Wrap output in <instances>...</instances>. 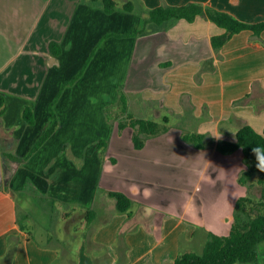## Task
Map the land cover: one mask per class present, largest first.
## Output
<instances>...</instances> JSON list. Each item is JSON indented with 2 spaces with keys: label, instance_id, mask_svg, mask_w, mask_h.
<instances>
[{
  "label": "rangeland",
  "instance_id": "374dc122",
  "mask_svg": "<svg viewBox=\"0 0 264 264\" xmlns=\"http://www.w3.org/2000/svg\"><path fill=\"white\" fill-rule=\"evenodd\" d=\"M116 2L117 11L122 12L123 0ZM98 26L103 28L105 25ZM134 26L133 21L124 23L123 37L121 33L114 31L112 35L103 38L101 34H90L87 37L86 34L76 31L73 47L75 50L73 49L70 55L74 70L72 78L85 63L87 65L73 86L67 85L65 88L68 92L63 95L59 105L63 117L59 120V128L46 142L48 147L42 150L40 148V151L29 159L24 158L49 126L46 123L47 117L50 118L49 113L45 110L46 114L40 112L36 124L30 126L24 120L21 123L16 119L13 106L8 104V109L12 112L8 121L9 127H5L3 116H0L3 174L0 198L1 193L12 189L18 205L19 223L26 224L27 228L34 227L25 221L23 208L40 225L47 227L52 235H59L64 243H75L78 239V229L86 221V211H96L95 207L101 205L100 196H106L105 189L100 188L97 181H93L94 163L105 162L106 166H111L117 161L119 175L113 178L111 186L116 190H131L139 184L148 190L150 197L146 201L155 212L179 214L195 223L198 229L190 250L201 253L203 245L198 249V238L203 227L200 224L207 220L213 233L226 235L229 230L228 223L231 224L233 217L232 200L235 198L236 201L245 196L256 203L260 200L264 188V172H256L246 185H240L237 178L241 171L246 169L243 153L237 150L232 156L222 155L217 152L216 145L219 142H234V131L244 124L252 126L261 134L264 116L254 115L251 105L246 106L245 102L249 101L248 94L242 98L236 97L242 89L230 91L229 87L221 85L213 73L202 70L205 67L210 68L211 59L205 61L202 69L196 68L194 64H187L179 73L175 71L173 75L179 78L168 82L169 86L158 90L156 94L157 98L166 100V104L162 100L155 103L144 100L137 91L126 92L123 83L131 84L132 75H135L132 68L140 58V51L164 47L160 44L165 37L155 39L151 36L154 34L153 26L147 25L145 31L138 35L133 33L140 30L143 24L142 27H137L138 30H134ZM128 28H133L134 32L125 33ZM108 29L109 24L105 26V30ZM103 32L106 34V31ZM134 48L138 51L136 54ZM92 51L94 53L87 61ZM23 58L21 55H14L11 65ZM32 78L34 71H21L19 79L23 82L31 81ZM69 80L54 84L55 80L51 79L48 83L53 90L56 89V94L58 87ZM46 83L47 79L43 86H46ZM121 91L126 94L127 111L131 115L151 119L166 126V130L158 135L140 136L144 144L151 148L150 154L155 156V163H152L141 177L135 174L138 169L134 157L136 153L141 152L133 147V130L118 127L121 119L126 120L125 114L120 110ZM60 99L59 97L58 100ZM240 111L245 115V119L234 116L233 112ZM165 117L166 122L163 121ZM187 134H201L202 140L199 143L203 147L198 148L195 143L185 141L183 136ZM100 140L107 141V145L98 148L97 143ZM7 154L24 160L13 163ZM30 159L38 162V170L33 174L26 173L24 166ZM51 163H58V168H46L53 180V183L49 184L48 175L42 173L45 166L41 167ZM143 176L147 181H142ZM34 183L40 185L42 193L55 196L51 198L55 201L48 202L44 199L40 204L38 198L47 197L44 193H35L32 190L36 189ZM22 185L26 186L23 193L17 189V186ZM95 186L98 188L94 196L99 197L96 205L92 197H86V191L90 189L93 195ZM105 199L114 201L111 198ZM74 201L89 207L77 208V205L72 204ZM7 206L8 201L0 199V210L6 209ZM102 207L108 208L105 205ZM74 208L75 211L81 212L77 214ZM72 213H75V216L72 217ZM93 222L90 224L91 234L98 220L95 224ZM3 223L4 221H1L0 225ZM258 249L261 261L256 264H261L264 261V243Z\"/></svg>",
  "mask_w": 264,
  "mask_h": 264
},
{
  "label": "crops",
  "instance_id": "0c3cea01",
  "mask_svg": "<svg viewBox=\"0 0 264 264\" xmlns=\"http://www.w3.org/2000/svg\"><path fill=\"white\" fill-rule=\"evenodd\" d=\"M126 1L133 3V12L116 10L108 15L89 0H0V91L7 101L3 115L6 128L9 127L8 121L12 113L8 104L13 106L15 118L21 123L22 109L29 105L34 110L35 124L38 114H46L47 111L50 118L47 117L46 123L50 125L52 116L48 104L57 96L60 87L55 94L56 89L53 90L48 82L54 79L56 84L72 78L74 70L70 55L74 49L76 31L86 34L87 37L90 34L103 35V31L124 35V23L133 21L134 30H138L137 27H142L143 20L148 16V10L158 6H181L188 3H198L229 13L246 23L264 20V0H123V3ZM112 15L115 17L111 18ZM107 24L109 29L105 30ZM98 25L105 26L101 28ZM134 30L128 28L125 33H133ZM153 31L151 36L155 39L165 37L160 44L164 47L140 51V58L132 68L135 75H132L131 84L123 83L126 92L137 91L144 100L151 103L162 100L166 104V100L157 98L156 94L158 90L168 87V82L179 78L173 73H179L187 64H194L196 68L202 69L205 61L211 59L210 68L205 67L202 70L213 73L221 85L229 87L230 91L242 89L236 97L242 98L248 94L249 101L245 102L246 106L251 105L254 115L264 116V107H261L264 106V31L259 35L249 31L235 34L220 50L212 48L211 38L223 34L224 30L203 16L196 17L192 22L178 20L167 23L162 27L153 28ZM51 41L60 44V55H52L49 52L48 45ZM134 50L136 54L138 51L135 48ZM14 55L24 58L11 65ZM25 69L34 71L31 81L23 82L19 79L21 71ZM46 79V86H43ZM67 92L64 89L61 99L54 105L59 120L63 117L59 105ZM233 114L236 118L245 119L241 111ZM261 127L264 128V120ZM47 147L45 143L40 150ZM136 151L141 153H136L134 157L138 169L135 174L141 177L149 170L150 165L155 163V156L150 154L152 150L146 143L142 149ZM37 164L33 159L24 163L26 173H36ZM49 164L41 168L45 166L42 173L48 175V182L52 184L53 180L46 168H58V163ZM118 164L117 161L111 166H106L105 162L94 163L93 181H97L102 189L116 190L111 183L113 178L119 175L116 167ZM145 180L147 181L144 177L142 181ZM34 184L36 190L42 193L40 185ZM25 185L17 186V189L23 193ZM118 190L132 200L131 216L116 212L115 201H108L105 199L107 196L95 197L96 191L91 195V189L87 190L88 199L92 197L96 205L99 198L101 203L95 207L96 216L93 220L94 224L97 220L98 223L91 234V223L85 221L78 229V239L75 243H64L59 235H52L47 227L40 225L23 208L24 217L27 215L25 221L34 226L27 228L25 224L26 230H32L36 238L21 230L18 205L12 189L1 193L0 199L7 200L9 206L0 210V222L4 221L0 225V264H172L180 252H194L190 249L198 229L195 223L179 214L155 212L146 201L149 200V192L139 184L131 190ZM43 193L47 198L55 197ZM234 201L235 198L232 200L233 204ZM72 204L77 205V208L89 207L75 201ZM103 205L108 208H103ZM75 212L79 214L81 211ZM73 215L75 216V213H72V217ZM200 225L203 230L198 238V249L204 246L208 233L213 232L207 220ZM228 225L230 228V223ZM120 229L124 233L121 241L118 240ZM10 250H13V255L8 259ZM262 262L261 264H264V261Z\"/></svg>",
  "mask_w": 264,
  "mask_h": 264
},
{
  "label": "trees",
  "instance_id": "16d2710c",
  "mask_svg": "<svg viewBox=\"0 0 264 264\" xmlns=\"http://www.w3.org/2000/svg\"><path fill=\"white\" fill-rule=\"evenodd\" d=\"M91 3L97 5L105 14H113L117 10V2L115 0H91ZM122 9L124 12L131 13L134 10V5L131 1H126ZM148 16L143 20V27L135 31L133 34L138 35L145 31L147 25L153 28L162 27L167 23L178 20H185L192 22L196 17L203 16L218 27L224 30L221 35L213 36L211 38V45L214 50H220L235 34L243 31H249L254 35H259L264 31V20H258L253 23H246L238 20L229 13L219 11L213 8L204 7L198 3H188L181 6H158L147 11ZM113 33H106L102 35L107 37ZM124 36V35H123ZM121 35V37H123ZM49 52L52 55H60L62 48L59 43L51 41L48 45ZM92 51L89 58L93 55ZM86 61V62H87ZM84 67L71 80L65 82L59 89L57 96L48 104V110L52 116L50 125L45 129L42 135L35 141L30 152L24 158L29 159L36 153L42 145H44L56 132L59 127V118L54 110V105L61 96L63 90L67 85H73L74 82L82 75ZM6 98L0 91V116L6 112ZM119 104L121 111L126 116V120H120L118 127L120 129L130 128L133 130L132 143L135 150H140L144 146L143 136H155L163 133L166 126L160 125L158 122L151 119L138 118L131 115L127 109V97L122 91L119 94ZM22 119L30 126L35 124V114L31 106L25 105L21 112ZM164 122L167 118L163 119ZM185 141L195 143L198 148H202L199 142L202 140L201 134L184 135ZM107 145V141L100 140L97 147ZM253 147H260L264 149V128L262 133L256 132L252 126L245 124L241 126L235 133L234 142H219L216 145V150L222 155H230L237 150L243 153V161L246 169L241 171L237 178L240 185H246L248 180L256 173L260 172L256 166V158L252 153ZM8 158L13 161H23L13 154H7ZM98 186H96L97 192ZM38 192L36 189H32ZM108 198L115 201V210L120 213H127L131 216L132 200L130 197L119 190H105ZM40 204L47 200L54 202L50 198H38ZM49 202V201H48ZM255 212V213H254ZM86 221L93 222L96 212L88 209L85 213ZM27 215L24 217V219ZM20 229L26 231L33 238L36 234L33 231L26 230L25 225L20 223ZM124 233L120 229L118 240H123ZM264 243V188L260 200L254 203L249 197H239L234 204L232 222L226 235H217L213 232L208 233V238L204 243L201 253L185 251L180 252L172 264H246L256 263L259 259V246ZM13 255V250L8 252L7 257L10 259Z\"/></svg>",
  "mask_w": 264,
  "mask_h": 264
},
{
  "label": "clouds",
  "instance_id": "9594fccd",
  "mask_svg": "<svg viewBox=\"0 0 264 264\" xmlns=\"http://www.w3.org/2000/svg\"><path fill=\"white\" fill-rule=\"evenodd\" d=\"M252 153L256 158V166L260 172H264V149L260 147H253ZM148 190H146L147 192Z\"/></svg>",
  "mask_w": 264,
  "mask_h": 264
},
{
  "label": "water",
  "instance_id": "95a60500",
  "mask_svg": "<svg viewBox=\"0 0 264 264\" xmlns=\"http://www.w3.org/2000/svg\"><path fill=\"white\" fill-rule=\"evenodd\" d=\"M2 179H3V174H2V163H1V154H0V186L2 185Z\"/></svg>",
  "mask_w": 264,
  "mask_h": 264
}]
</instances>
